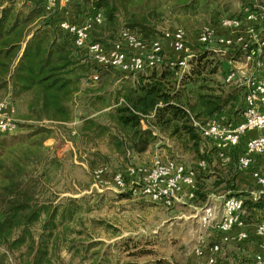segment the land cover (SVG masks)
Returning a JSON list of instances; mask_svg holds the SVG:
<instances>
[{
	"label": "trees",
	"instance_id": "trees-1",
	"mask_svg": "<svg viewBox=\"0 0 264 264\" xmlns=\"http://www.w3.org/2000/svg\"><path fill=\"white\" fill-rule=\"evenodd\" d=\"M78 2L70 8L72 19L101 14L103 23L92 32V40L107 48L125 31L151 44L162 39L165 25L188 32L190 24L216 25L227 11L219 0H82L85 11L74 7ZM247 6L242 0L241 10ZM251 7L264 9V0H255ZM62 12L48 13L45 0H0V94L25 108L19 135L0 139V264H67L63 252L72 261L110 264L102 251L105 243L93 241L87 228L89 198L62 197L54 188L53 176L64 165L46 146L49 140L71 142L94 175L118 158L127 164L115 173L125 171L134 165L133 157L165 137L194 157L191 202L198 205L213 194L211 179H217L212 186L224 185L226 194H236L241 174L237 156L244 145L233 155L223 180L211 171L214 155L193 124L221 114L231 120L241 115L243 90L220 80L224 62L238 60L239 53L227 49L224 56L223 50L197 46L199 53L186 74L178 76L171 65L176 57L171 56L160 68L136 73L134 80L123 79L116 86L121 74L92 63L60 30ZM95 73L97 80L92 79ZM203 161L205 168L199 166ZM245 195L243 216L247 211L248 217L256 210L264 213V197L255 201L251 193ZM89 222L111 229L103 221ZM221 264L247 263L239 254H225Z\"/></svg>",
	"mask_w": 264,
	"mask_h": 264
},
{
	"label": "built area",
	"instance_id": "built-area-1",
	"mask_svg": "<svg viewBox=\"0 0 264 264\" xmlns=\"http://www.w3.org/2000/svg\"><path fill=\"white\" fill-rule=\"evenodd\" d=\"M77 0H45L48 13L63 11L60 30L68 33L77 49L85 51L92 63L112 68L123 76H130L144 70L160 68L164 60L175 56L172 67L178 69V76L190 71V61L199 53L195 51L182 28L168 29L160 41L147 44L125 31L111 48L92 40V32L103 23L101 14L75 21L70 8ZM248 6L234 18L220 17L214 26L204 27L197 37L198 46H215L225 53L233 49L240 54V60L251 65V72L244 77L243 110L234 120L225 114L205 124L193 121L194 126L206 141L222 167H227L243 144L238 157V170L248 173L258 191L253 193L255 201L264 196V9L251 7L255 0H244ZM257 10V11H256ZM223 50V51H222ZM230 64L233 62L230 61ZM236 71H229L225 82L234 84ZM97 74L92 76L97 80ZM17 110L8 99L0 98V137L19 133ZM205 168L203 161L199 164ZM103 170L94 173L96 182L102 183ZM107 176V175H106ZM113 184L119 194L142 197L166 209L182 201H192L195 196V171L184 163L155 156L148 164L132 165L113 177ZM209 222L214 214L209 207L205 211ZM244 199L229 195L223 198L222 214L216 224L217 235L222 243L207 246L201 240L194 249L196 257L206 264H221L224 258L222 244H240L251 239V229L245 221ZM252 236L264 246V216L255 225ZM253 264H264V253L254 255Z\"/></svg>",
	"mask_w": 264,
	"mask_h": 264
},
{
	"label": "rangeland",
	"instance_id": "rangeland-1",
	"mask_svg": "<svg viewBox=\"0 0 264 264\" xmlns=\"http://www.w3.org/2000/svg\"><path fill=\"white\" fill-rule=\"evenodd\" d=\"M219 1L222 4V9L227 10L223 13L225 14L223 16L229 13L235 14V16L240 14L242 0ZM82 3V0H79L77 6L74 7L82 10ZM207 24L203 23L200 26L190 24L188 25V32L185 30L187 38L195 51H197L196 47L198 46V34L204 27L208 26ZM181 27L169 24L165 25L163 31ZM207 48L215 49L219 52L218 47L208 46ZM223 55L228 56L225 53ZM232 62V64L228 63V61L224 62L220 80L222 84H225L226 73L234 70L237 73V80L232 84V87L242 89L241 83L244 81V77L251 72V65L244 61L242 62L240 59ZM136 76L131 75L125 78L119 75V81H117L116 86L125 79L134 80ZM0 98L10 100L4 94H0ZM12 103L17 110V119L21 122L19 116L25 111L24 105L22 102L13 101ZM237 116L239 114L233 118L235 119ZM19 133L14 136L0 137V139H11L19 135ZM46 146L51 148V152L64 165L63 170L53 176L55 190L60 192L62 197L74 199L89 198L87 204L91 206L92 211L85 216L88 220L87 228L91 232L93 241L105 243L102 251L109 258L110 264H206L204 259L198 258L194 254V249L198 243L201 240H205L207 246L212 243H222L220 236L217 235L216 224L221 218L223 198L228 196L229 193L226 194L223 191L224 185L219 187L212 186L217 180L216 177L209 181L213 194L210 195L204 205L193 204L191 201L184 200L173 208L166 209L150 202L146 198L125 197L127 195L117 193L113 184V177L116 174L114 170L123 168L127 162L118 158L117 161L109 165V169H99L103 170L105 175L101 178L102 183H98L92 171L89 170L87 163L77 156L71 142L62 143L59 139H52L46 142ZM207 146L208 150L209 144ZM100 149L106 152L103 145L100 146ZM156 155L167 160L184 163L189 168H194V157L182 153L165 137H161L157 144L147 153L133 157L132 161L135 165L148 164ZM213 165H211V171L216 176H219L218 173H220L223 180L227 179V168L222 167L215 157ZM235 184L237 187L235 190L236 194L230 193V195H241V197L246 199V192L241 188L242 185H237L238 182H235ZM256 190L257 188L253 186L252 192ZM209 207L214 214L212 222L206 219L205 211ZM247 215H250L248 211L247 213L245 212L244 218L248 222L250 229H252L258 224L260 216H255L254 214L253 217H248ZM90 220L103 221L111 226V229L93 225L89 222ZM261 246L264 247L252 235L250 241L242 245L233 243L222 244L226 255L240 254L242 252L238 251L240 249L244 251L248 260ZM62 256L67 264H84L80 258L72 261L71 256L66 252H63ZM88 256L90 257V253Z\"/></svg>",
	"mask_w": 264,
	"mask_h": 264
},
{
	"label": "crops",
	"instance_id": "crops-1",
	"mask_svg": "<svg viewBox=\"0 0 264 264\" xmlns=\"http://www.w3.org/2000/svg\"><path fill=\"white\" fill-rule=\"evenodd\" d=\"M215 157V156H214ZM236 182H238V184L237 185H242V187L241 188H243L244 189V192H246V193H251V195L253 194V193H255V192H257L258 191V188L254 185V183L252 182V180L250 179V177H249V175H248V173H241L239 176H238V178H237V181ZM253 186L254 187H256L257 188V190L254 192H252V189H253ZM230 193V192H229ZM253 196V195H252ZM262 197H264V196H262ZM261 197V198H262ZM257 213V214H256ZM260 216V219H261V217H263L264 216V213L262 212V211H255V216ZM252 231H253V229H251V235H252ZM254 238V237H253ZM250 241V240H249ZM262 247V246H261ZM261 247L260 248H258V250L257 251H255V254H257V253H260V252H262V253H264V247H262V249H261ZM238 251H242V252H240V256L242 257V255H244V257H242L241 259L243 260V261H245L247 264L249 263V264H253V262H252V260H253V257H254V255L255 254H253L252 256H251V259L249 258V260L247 259V256L245 255V253H244V251L243 250H240V249H238ZM224 254H225V252H224Z\"/></svg>",
	"mask_w": 264,
	"mask_h": 264
}]
</instances>
